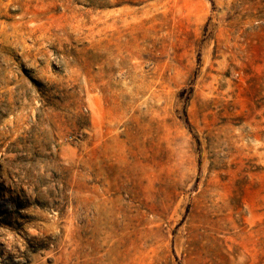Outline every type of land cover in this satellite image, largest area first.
<instances>
[{
  "label": "rangeland",
  "instance_id": "1",
  "mask_svg": "<svg viewBox=\"0 0 264 264\" xmlns=\"http://www.w3.org/2000/svg\"><path fill=\"white\" fill-rule=\"evenodd\" d=\"M0 264H264V0H0Z\"/></svg>",
  "mask_w": 264,
  "mask_h": 264
}]
</instances>
